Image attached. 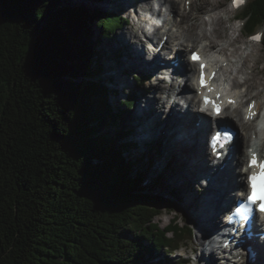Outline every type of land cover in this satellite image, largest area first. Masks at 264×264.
I'll list each match as a JSON object with an SVG mask.
<instances>
[{"label": "trees", "instance_id": "obj_1", "mask_svg": "<svg viewBox=\"0 0 264 264\" xmlns=\"http://www.w3.org/2000/svg\"><path fill=\"white\" fill-rule=\"evenodd\" d=\"M247 1L242 30L255 35L264 0ZM61 2L0 0V264H166L164 254L193 231L179 219L164 229L155 221L175 202L156 192L163 175L152 168L144 191L147 173L135 171L142 160L131 154L145 151L152 167L163 162L162 146L126 139L137 91L113 106L121 91L99 79L103 57L90 24L111 37L124 19ZM52 18L61 20L57 31L44 29ZM35 52L43 54L37 79ZM135 79L144 87L147 77Z\"/></svg>", "mask_w": 264, "mask_h": 264}, {"label": "rangeland", "instance_id": "obj_2", "mask_svg": "<svg viewBox=\"0 0 264 264\" xmlns=\"http://www.w3.org/2000/svg\"><path fill=\"white\" fill-rule=\"evenodd\" d=\"M64 1H67L70 4H79L82 3L87 8L91 9L92 11H101L104 13H118L122 16L124 19V28L122 30H118L116 34H114L111 37H105L101 29L99 28V24L96 22H92L90 24L95 37V43L94 48L97 52H99L103 59H101V64L104 67V72L101 73L99 76V79L103 83H108L109 90H120L121 94L114 98L110 97L111 104L114 106L118 102L125 101L127 99V96L133 91H137L138 94V100L137 102L133 104V107L128 112V116L126 117V123H127V140L131 141L133 137L135 136L136 140L140 142V146H144L146 143H150L152 146L151 148L154 149L155 146L161 145L160 155L163 157L162 164L155 163L152 167H150V160L145 156V151L141 152H134L131 154L132 159L135 160L136 155L138 154L139 160H142L141 163H138V165L135 168V171H145L147 173L145 177V187L151 188L153 185V179L154 176H151V168L153 170H156L157 173H162V178L159 180L158 187L156 192H162L163 194H167L168 200L174 201V210L169 211L167 209H162V216L155 219V221L158 223L159 226H161L162 229L169 226L172 221L179 219L180 224L188 229H192L193 235L191 239H188L187 243L184 244L181 249H179L177 252L173 253H165L164 257L168 258V262L171 264H182L183 260H187V257H184L183 255H187L190 258L186 261L185 264H198V261H196L199 254H201L204 251V258L203 256L199 255L200 258L204 260L202 264H224L222 260H220L218 257H215V255L208 257L206 253V245L202 244L200 241H198V236L206 235V233L203 230V223L200 222L201 219L198 220L197 217H199L198 212L196 211L197 206L200 204V201L202 197L206 194V192L210 191L211 194H215L214 190L209 188L206 183L202 182L203 175L202 173L199 174L197 180L195 181V178H190L192 172V166L193 163H195L200 157H203L205 154L202 148V145L199 144L195 150H193V146H191L187 141L184 143L180 142L181 136L178 137V135H172L171 140H168V136L166 135L167 131H170L171 129H166V125L170 124L172 126L173 121L176 119V114H172L170 112L171 106L169 104H172V101H169L167 95L165 96L166 92H171V90H174V86L166 87L164 83H160L163 90H156V85L159 84V79L155 77V74H152L150 72L151 70L148 68L146 70L140 69L138 66L131 65V59L134 60L137 56L136 49L133 47L132 44L129 43L130 40V33H134V36H137L138 38L141 37V29H139L138 25H135L137 22V18L134 17V8H131V5H127L126 9L123 8V1L122 0H102V1H94V2H86L83 0H62V4H64ZM231 0H222L221 7L226 6L227 9H229V14H224L227 18L225 20V23L222 25V28L218 30L219 36L215 37V41L218 42L222 47L224 46V42L226 43L225 36L232 37L233 40H235V43L232 46H229L225 52L228 54H232L236 49L239 51V53L244 58L243 63L239 65V69H242V72L239 74L238 71L234 73L232 77H230L232 82H236V86H243L242 84L246 81L248 76H256L257 81L260 84L264 85V44L260 40L259 42L250 41L246 34L242 30V24L240 22V19H242L241 14L244 8L249 4V1L245 0V5L241 8V10H233L230 8V2ZM193 10L191 12V17L185 20V27L190 26L192 23V17L194 16H201L204 18V20H208L209 16L205 12V10L200 11L198 9V6L201 4V0H194ZM226 3V4H225ZM148 5V4H146ZM125 6V5H124ZM188 6V5H187ZM121 7V8H120ZM183 7V5L181 6ZM197 7V8H196ZM184 8V7H183ZM209 9V7H207ZM124 9V10H123ZM212 12V9H211ZM174 14L173 23L168 25V29H174V31H178V27H174L177 21L182 20V16ZM222 14V13H221ZM61 22L59 18H52L49 19L44 24V29L52 28V31H57L58 28L61 26L57 23ZM208 32V34L215 33L211 25L206 26L205 28ZM164 31L159 32L158 34V40L162 38ZM213 33V34H212ZM258 34L261 39L264 38V26L261 27ZM124 37H126L127 41H125ZM167 37V36H166ZM204 41V42H203ZM210 41L209 40H201L199 42V47H203V45H207ZM47 43V42H46ZM52 42H50L51 44ZM211 43V42H210ZM49 44V45H50ZM126 45V46H125ZM51 46V45H50ZM138 46V45H137ZM139 47V46H138ZM143 51V45H140V48ZM174 49V47H173ZM166 54L162 57L165 59L167 56L168 59H172V56H170V51L165 48ZM122 53V55H121ZM251 55V56H250ZM250 56V57H249ZM43 57V54L36 55V52L34 56L32 57L33 60V78H38L43 69L40 68L39 62H41ZM146 57V55H144ZM140 58V59H139ZM139 60H142L139 56ZM147 58V57H146ZM162 58V59H163ZM187 58H190V53L187 54ZM249 60L248 62L247 59ZM136 59V58H135ZM137 64H139V61H137ZM250 66V68H248ZM253 71V72H252ZM136 77H148L145 81L144 87H139ZM150 78V79H149ZM238 78V81H237ZM81 80L79 78L74 81V83H78ZM177 81V80H176ZM178 84L181 83V80H178ZM177 83V82H176ZM192 84L195 83V80L193 79ZM244 88V87H243ZM264 89V86L262 87ZM247 90V88H245ZM194 94V93H193ZM188 95V94H187ZM195 95V94H194ZM156 97L159 99L156 101ZM190 95H188V98ZM172 98V96H171ZM173 99H176L175 97ZM165 102L162 103L161 101ZM186 105H188L185 101L182 102V105L177 107L178 113L179 111L185 110ZM151 106V111L150 110ZM183 106V109H181ZM263 108V107H262ZM264 110V109H263ZM148 111V113L146 112ZM146 112V114H144ZM151 112L156 113L155 117H151ZM211 114V113H209ZM133 117V118H132ZM193 117V116H192ZM132 118V119H131ZM154 119L157 121V127L155 129L154 134L152 135V132H148L143 135L141 134V128L140 124H142L146 119ZM192 119L191 116L189 117L190 120ZM141 120V121H140ZM236 124V121H235ZM125 124H123L124 126ZM156 125V123H155ZM139 126V127H138ZM256 127V125L254 124ZM239 127L240 130V124H238L237 121V128ZM193 130V129H192ZM112 131H114L112 129ZM125 132V131H124ZM253 133V130H243V135H249ZM242 134V132H241ZM166 135V136H163ZM256 136V134H253L252 138ZM203 138H202V137ZM199 140L203 145L208 146L207 144V135H201ZM248 136V138H249ZM171 142V143H170ZM174 144L176 147H174ZM207 144V145H206ZM149 145V144H148ZM172 146V147H171ZM239 146V145H238ZM171 148V149H170ZM176 148V149H175ZM173 150V151H171ZM152 156V155H151ZM174 159L171 160V158ZM243 156L245 163H247V152L245 151V147L243 149ZM195 157V158H194ZM191 158V159H190ZM171 160V161H170ZM188 161V162H187ZM167 162H172L171 170L165 171L164 167L166 166ZM191 162V163H190ZM185 163V164H184ZM182 164V165H181ZM243 164V165H244ZM192 165V166H191ZM233 168H235L233 166ZM197 170V169H196ZM235 170V169H234ZM237 170V169H236ZM240 170V169H239ZM238 170V171H239ZM198 171V170H197ZM194 173V172H193ZM151 176V178L149 177ZM188 176V177H187ZM233 189L234 191H231V194H236L238 192V189H236V181L235 179L232 180ZM207 186V187H206ZM177 189V196L179 198V201L176 202V199L172 196V192L174 189ZM217 204L216 210L220 216L221 219H218L216 221V226L219 224H222L223 221H225V212H219V205ZM214 204V205H215ZM232 204V203H231ZM216 206V205H215ZM231 206V205H230ZM195 215V216H194ZM204 220V219H203ZM174 224V223H173ZM205 224V223H204ZM209 235H207L208 237ZM210 237V236H209ZM153 260V258H152ZM192 260V261H191ZM198 260V259H197ZM166 264H170V263ZM234 264V263H230ZM259 264V262L255 263Z\"/></svg>", "mask_w": 264, "mask_h": 264}, {"label": "bare ground", "instance_id": "obj_3", "mask_svg": "<svg viewBox=\"0 0 264 264\" xmlns=\"http://www.w3.org/2000/svg\"><path fill=\"white\" fill-rule=\"evenodd\" d=\"M122 1H123V5H122L123 8L126 9L127 5H131V8L133 7L135 9L138 4H144V6H146L148 2H151L153 0H122ZM163 1H165L164 4L169 5L171 13H176L177 15L182 16V20L177 21L174 26V27H178V31H174L173 28L169 30L168 26L165 27L164 35L162 36V39L160 38V40L158 41V45L162 43V41L166 38V36H167V42L162 47L159 56H157V59L154 60L153 63L152 62L150 63L148 61L149 59L144 57L145 54L143 55V51L141 49L138 50V48H140V45H142V41H140V39L137 36H134L135 34L133 32L130 33L129 43L132 44L133 47L136 49L138 56L135 57L136 59L134 58V60L131 59L130 61H131V65L138 66L140 69L146 70L149 68L151 70L150 72H152V74H155L154 76L163 74L161 70L164 69L166 72L170 71V72H174L175 75L176 74H179L180 76L182 75L187 82V84L184 87L180 86L179 89L175 88L176 85L175 86L173 85L175 89L172 90L171 93L166 91L164 92L165 95H167L169 101H172L173 97L175 96H177L178 98L176 100H173L172 104H169L171 106L170 109L171 115L173 113L176 114V119L175 121H173L172 126L170 124L166 125V129L168 128L171 129L170 131L166 132V135L168 136V140H171L172 135L173 136L178 135V137L181 136L180 142L184 143L185 141H187L191 146H193V150L198 148L197 146L201 144L203 151L205 153L203 157H200V159H198L195 163H193V166L191 165L192 166L191 174L193 175H191L190 178L191 179L195 178L196 181L197 180L196 177H198L199 174L202 173V175L204 176L202 182L204 183L206 182L207 183L206 185L209 188L211 187V189L215 191L214 195L211 194L210 191L206 192V194L202 197L200 204L196 208V211L198 212L199 215V217H197L198 220L201 218L204 219V220L201 219L200 222L203 223V230L206 233L205 236L204 235L198 236V241L206 245L208 243L209 236L216 234L217 232L220 231V226L219 224L216 226V221L221 218L216 210L217 204L215 203H218L219 212L222 213L225 212L229 207H231L230 205H232L233 203L236 204L238 200L242 196H244L245 193H247L248 185L246 180L248 179V175L250 172L249 169L247 168L249 158L253 152H258L261 155L264 153V138L262 137L260 138L261 132L257 131V127H255L253 123L246 121L247 113L252 114L258 111L262 114V112L264 111L263 110L264 89H262L264 85L260 84L257 81L258 79L256 76L254 77L248 76L246 81L242 84L243 86H239V87L236 86V82L234 84L235 91L236 89L241 90V92L239 93L234 92L236 101L237 103H239V106L236 107V109L234 110L228 109L223 115H221L218 118L214 117L208 112L202 113L200 110L201 102H198V97L195 94V92L197 91V84L195 85L194 83L193 84L191 83L193 82V78L197 76V73H199L198 65H196L192 61L193 52L200 51V49H198L199 42L201 40H209L211 42V43L209 42L207 45L206 44L203 45L204 47L201 48V51L204 53L206 52L212 53L210 63L211 65H213L214 69L217 70V73L219 75H222V80L225 83L229 81L231 82V80L229 79H231L230 77H232L235 72L238 71L239 74L242 72V69H239L240 68L239 65L243 63L244 58L239 53V51L236 49V51H234L232 54H228L227 52H225L227 48H229V46H232L235 43V40H233L232 37L225 36L226 43L224 42L223 47L222 45H220L218 42L215 41V37L219 36L218 30L222 28V25L225 23V20H227L228 18V17L226 18L223 15L229 14L228 11L229 9H227L226 6L221 7L222 0H201V4L198 6V9L200 11L205 10L207 15L209 16V19L204 20V18L201 16H194L191 18L192 19L191 25L185 27L184 22L185 20L191 17V12L193 10L192 7L191 11H188V8L185 5L188 4L189 1H194V0H163ZM182 5L184 8L181 7ZM193 5L194 3L192 4V6ZM207 7H209V9ZM134 17L137 18V22H135L136 23L135 25H138L140 28L139 20L142 17V15H140L139 12L136 10V12L134 13ZM208 25H211V27L215 32L214 34L212 33L213 36L211 34H208L207 30L205 29L206 26ZM124 39L125 41H127L126 37H124ZM165 48L170 51V56L173 55L172 59L176 60V62L178 63L177 67H174L171 64V61L173 60L168 59L167 56L165 57V59L162 57L163 55H167L166 51H164ZM188 53H190L189 59L187 58ZM139 56L141 58L143 57V59L139 60L140 59ZM208 56L210 57V55ZM252 59L249 58L247 59L246 62H248L249 60L252 61ZM137 61H139V64H137ZM248 68H250V66H248ZM162 78L163 77H161V79ZM160 83L162 82L160 81L159 84L156 85V90H163ZM245 88H247V90H245ZM185 92H189L191 94L194 93L195 95L192 94L189 98H187ZM155 100L158 101L159 99L156 97ZM183 101H185L187 104H190L189 110L185 114L182 110L179 111L180 113H178L177 111L178 110L177 107L178 106L180 107ZM161 102L165 103L163 101ZM251 104H256L254 110L250 109ZM181 109H183V106ZM151 110L152 109L150 106L149 111ZM146 112L148 113V111ZM146 112H144V114H146ZM156 113L158 114L159 112ZM156 113L154 114L151 112V117L154 118ZM190 116L192 119L187 120L189 119ZM145 119L146 120L139 125L141 128L140 133L141 134L143 133L144 135L148 132H152L153 135L157 127V121H155L154 119L151 120L148 118ZM237 121L238 124H240V130L239 127L237 128ZM220 126L233 127L234 129H236V131H238L239 135L237 141L235 142V149L233 150V152L227 157V159L224 162L217 163L215 156H213L212 152L210 151L209 145L205 146L198 140L202 134L209 136L214 131H217L216 128H219ZM243 130H251V131L253 130V133L251 135L253 136V134H256L255 137H257V139L260 141L257 146L254 145L252 136L243 135ZM173 141L171 140V142ZM255 146L257 147V150L254 149ZM174 147H176L175 144ZM244 147H245V151L247 152L246 164H244L245 160L243 156ZM233 166L235 168H233ZM198 172L199 174L197 175ZM233 179H235L236 181L235 186L236 189H238V192L235 195L231 194V191H234L233 189L234 187L232 184ZM223 223L226 222L223 221ZM207 235L209 236L207 237ZM211 245L212 242L208 244V246ZM199 255L203 256L204 258L203 252ZM257 258H258V262H260L259 264H264L263 247H260L258 249Z\"/></svg>", "mask_w": 264, "mask_h": 264}, {"label": "snow or ice", "instance_id": "obj_4", "mask_svg": "<svg viewBox=\"0 0 264 264\" xmlns=\"http://www.w3.org/2000/svg\"><path fill=\"white\" fill-rule=\"evenodd\" d=\"M243 0H238V3H242ZM262 168L261 174L259 176L253 175L250 177V181L252 184V189H253V196L250 198L255 202V196H256V191H257V181L260 182V188L261 190H264V165H260ZM264 210V208H262Z\"/></svg>", "mask_w": 264, "mask_h": 264}, {"label": "water", "instance_id": "obj_5", "mask_svg": "<svg viewBox=\"0 0 264 264\" xmlns=\"http://www.w3.org/2000/svg\"><path fill=\"white\" fill-rule=\"evenodd\" d=\"M144 183H145V180L143 181V186H144V188H145V190H144V191H146V192H148V193H149V190L151 191V188H149V189H148V188H146ZM159 195H161L163 199H166V200H168L167 194L165 195V194H163L162 192H159ZM162 209H165V208H162Z\"/></svg>", "mask_w": 264, "mask_h": 264}]
</instances>
